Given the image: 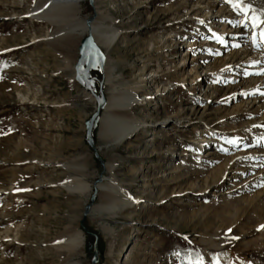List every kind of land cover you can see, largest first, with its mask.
Listing matches in <instances>:
<instances>
[{
    "label": "rangeland",
    "instance_id": "obj_1",
    "mask_svg": "<svg viewBox=\"0 0 264 264\" xmlns=\"http://www.w3.org/2000/svg\"><path fill=\"white\" fill-rule=\"evenodd\" d=\"M42 1L0 0V14L14 18L8 21L0 15V161H5L0 164V189L9 191L0 194V214L8 215L1 228L8 225L27 239L25 244L29 242L20 247L3 245V258L13 264H29L28 252H41L39 261L32 264H56L52 246L70 230L81 231V213L100 176L112 177L137 203L120 211L117 208L115 214L103 211L91 215L88 210L83 224L97 236L96 264H123L132 243L131 256L125 264H184L180 253L197 257L195 264H211L210 256L220 248L243 262L258 256L254 250L264 248V239H258L261 231L252 219L259 217L261 222L262 218L250 197L260 188L242 192L240 196L249 198L241 202L210 194L218 195L228 181L218 178L215 170L221 169L236 151L246 150L248 142L258 143L259 139L253 133L234 129L239 118L231 116L238 100L228 104L227 111L219 112L218 103L202 99L208 90L207 82H200L204 72L196 66L204 54V43L200 34H194L193 24L177 20L191 12L183 7L185 0L95 1L97 17L101 18L103 12L110 16L101 21L106 27L104 32L116 34L112 48L106 52L114 65L111 83L116 91L139 87L135 95L142 104L131 105V109L149 124L133 137L109 147L98 139L97 124L92 133L97 157L84 139V122L95 105L85 93L93 101L95 97L74 78L73 70L77 46L86 34L77 40L76 47L62 51L46 41L53 30L50 24L16 19V15ZM79 17H96L92 1L80 3ZM173 33L177 37L171 39ZM191 40L201 41L195 46H199L194 52L196 64L180 70ZM188 69L190 73L195 70L200 78L193 84L186 81ZM89 75L103 81L102 72L96 69ZM93 88L97 93L95 82ZM108 94L109 87L103 85L104 97ZM19 95L25 97L24 101H18ZM191 98L197 99V104L191 105L203 110L202 118L188 116V127L182 133L177 126L166 129L157 125L176 114L180 106L189 107ZM209 128L215 133L207 149L211 157H203ZM229 140L238 143L234 146L226 142ZM165 152L168 156L162 154ZM107 161L113 165L110 173L103 167ZM73 178L89 184L90 190L78 193L65 189L62 184ZM212 182L214 189L198 195L197 191ZM98 203L96 196L93 205ZM104 226L111 232L107 233ZM82 235L78 258L80 264H90L86 237L92 244L94 239ZM110 240L114 242L113 253L107 256Z\"/></svg>",
    "mask_w": 264,
    "mask_h": 264
},
{
    "label": "bare ground",
    "instance_id": "obj_2",
    "mask_svg": "<svg viewBox=\"0 0 264 264\" xmlns=\"http://www.w3.org/2000/svg\"><path fill=\"white\" fill-rule=\"evenodd\" d=\"M82 1L83 0H43L23 14L16 15V19H18V21H22L23 19L38 20L50 24L53 30L50 36L46 38V41H50L52 45L62 51H68V49L76 47L77 40L85 34L84 37L87 35L91 36L99 50H104L103 52L100 50L104 56L101 72L103 76V85L109 87V94L107 97H103L104 106L100 110L101 112L97 120V137L105 143V147L115 146L133 137L137 131L149 126V124L136 117L133 114V109H131V105L142 104L141 100L135 95V90L139 87L128 91H116L115 86L111 83L112 80H114V65L106 52L112 48L116 34L107 35L104 32L106 27L104 28L101 24L102 20L110 19L109 14L103 12L101 18H99L100 16L97 17L98 8L95 3L97 0H91L96 17L87 20L81 19L79 15L80 3ZM182 3L184 4L183 7H188L191 12L179 16L177 20L193 24L195 28L194 34H200V36H202L200 40L204 43V46H201L204 50V54L199 57L200 60L196 66V69L197 67L201 68L204 72V76L200 82H207L206 90H208L204 93L202 99L209 103H218L219 108L216 110L219 112L227 111V105L238 100V103L234 105L236 110L233 111V116L231 117L239 118V123L236 124L238 126L235 125V127H232L239 132L253 133L259 139L258 143L254 141L248 142L245 147L247 149H244V151L235 152V150H229L235 152L233 156L226 159L227 161L221 169L215 170V172L218 173V178H223L228 181L224 182L225 184L222 186L223 189L219 190L220 193L218 195L215 193H211L210 195H212V197L236 199L233 201L241 202L243 199L249 198L243 197L244 195L240 196L242 192L251 191V189L255 187V189L260 188L250 197V200L254 202L258 211L261 213L262 221L259 222V217L257 219L253 218L252 223L261 231L258 239H264V228L260 227L264 225V45L253 47L250 26L245 25L244 28L239 26L244 21L245 17L235 11L234 7L227 3L226 0H185ZM244 3L245 5H250L257 15L260 13V10L264 8V0H244ZM203 13H205L203 17H200ZM0 15L8 21L14 20L11 14ZM249 15H252V13H249ZM257 31H259V29ZM174 37H177V34H170L171 39ZM217 37H219V39H217ZM201 41L198 43H201ZM198 43H195L193 40L190 41L189 49L184 50V61L186 62H183L178 69L181 70L188 65L192 67L193 64H196L194 52L199 48V46L195 48ZM257 44H259L258 36ZM234 45L239 46L237 47ZM198 79L200 78L196 71L194 70L190 73L188 69V76L186 79V81L189 82L188 84H193V80ZM186 85L185 83L184 86ZM154 92H157V90ZM85 96L89 101L94 102V104L96 103L95 98L93 101V98L87 93H85ZM24 98L25 97L21 95L18 101H24ZM142 101H144V99H142ZM196 101L197 99L191 98L189 107L183 108L180 106L176 114L171 117H165L157 125L166 129L177 126L178 132L182 133V129L188 127L187 123L190 120L188 116L199 115L201 118L203 117V110L197 108V105L192 106ZM232 108L230 110H232ZM210 120L214 119L210 118ZM207 131V146L206 149L202 148L201 152L203 157L211 155L207 149H210L211 146L209 145L212 143L211 139L215 134L210 128ZM152 134L151 132L149 133V135ZM162 154L168 156L166 152ZM4 162L0 161V164ZM111 163L112 162L107 161L103 166L104 170L109 173L113 170V165ZM229 163L230 168L228 169L227 166ZM173 167V165L169 166L171 169H173ZM81 170L84 171V169ZM247 174L252 175H250L249 178L243 179ZM62 186L71 192L87 193L90 190L89 184L77 178L66 181ZM94 186L97 190L96 196L99 199V203L90 207L89 213L91 215H99L103 211L114 213L118 211L117 208L120 211L123 207L128 208L137 203L136 199H131L127 196V192L121 189L119 184H117L112 177H100V180ZM214 187H216V185L212 182L202 190L200 189L201 192L197 191L196 187L194 188L198 192V195H206L210 192L209 190L214 189ZM4 190H8V188ZM190 191L192 192L191 189ZM8 192L0 189V194H7ZM7 216V214H0V247L12 244L18 245L19 247L21 245H28L29 242L25 244L27 239H24L22 237L23 235H20L21 233L17 235L13 229L11 231L8 225L1 228L2 223H5L4 221L7 220ZM104 230L107 233L111 232L106 226H104ZM82 242V232L73 229L70 230L65 237L61 238L59 243L53 244L51 252L57 259L56 264H80L78 251L81 248ZM113 244V240H110L107 244V256H110ZM133 246V243L130 244L128 253H126L127 250L124 252L126 255L123 264L129 261ZM5 248L4 251L7 250ZM255 249L254 252H256L258 256L243 262L233 258L230 252L220 248L217 253L215 252V255L212 254L210 256L212 261L211 264H264V248ZM41 254L43 253L40 252V254H37L36 252L35 254L31 251L28 252L27 259L30 260L28 263L32 264L33 262L39 261ZM2 255L5 254H0V264H13V262L11 263L7 258H3ZM180 259L184 264L197 263V257L189 253H180ZM17 264L25 263L23 261Z\"/></svg>",
    "mask_w": 264,
    "mask_h": 264
},
{
    "label": "water",
    "instance_id": "obj_3",
    "mask_svg": "<svg viewBox=\"0 0 264 264\" xmlns=\"http://www.w3.org/2000/svg\"><path fill=\"white\" fill-rule=\"evenodd\" d=\"M89 3H91V0H89ZM77 52H78V57L75 64L73 65V69L75 73L74 78L78 82L82 83L84 85L83 86L84 89L89 91L91 95L96 99L93 113L90 115L89 119H87L84 122V128H85L84 139L86 144L94 151L95 157H97L93 145L92 133H93V129L97 126V120L100 114V110L104 106L103 81L102 78L101 80H98L95 77H90L89 73L90 70H95V69L101 72L104 56L97 48L90 35H87L86 37L80 40L79 45L77 47ZM87 81L90 83V87L87 85L86 83ZM94 82L97 84V93H94V88H93ZM100 177L97 179L96 182L100 180ZM96 182H94L92 185L93 187H92V193L89 198V204L84 208L83 212L81 213V218L79 220V228L81 229L83 234H85L86 236H91L94 239L92 244L90 264H96L97 262V258H98L97 236L89 232L85 228L83 223L86 219V216L88 215V210L93 205V201L95 200L97 195V190L96 187L94 186Z\"/></svg>",
    "mask_w": 264,
    "mask_h": 264
},
{
    "label": "snow or ice",
    "instance_id": "obj_4",
    "mask_svg": "<svg viewBox=\"0 0 264 264\" xmlns=\"http://www.w3.org/2000/svg\"><path fill=\"white\" fill-rule=\"evenodd\" d=\"M226 2L232 5L234 7V10L237 11L240 15L245 17L244 21L239 26L241 28H244L245 25L250 26L252 32L253 47L264 45V8H262L260 10V13L257 15L255 14V10L250 5H245L244 0H226ZM249 13H252V15H249ZM258 29L259 31H257ZM257 36L259 38V44H257ZM217 39H219V37H217ZM234 46L238 47L239 45ZM226 142L234 146L238 143V141L236 140H229ZM260 227L264 228V225H261ZM200 264H202V262H200Z\"/></svg>",
    "mask_w": 264,
    "mask_h": 264
},
{
    "label": "trees",
    "instance_id": "obj_5",
    "mask_svg": "<svg viewBox=\"0 0 264 264\" xmlns=\"http://www.w3.org/2000/svg\"><path fill=\"white\" fill-rule=\"evenodd\" d=\"M86 241L88 242V244H87V253L90 255L91 254V244H92V241L88 237H86Z\"/></svg>",
    "mask_w": 264,
    "mask_h": 264
}]
</instances>
